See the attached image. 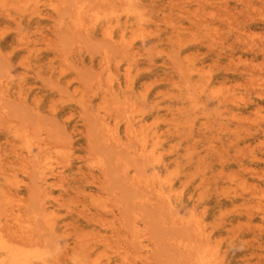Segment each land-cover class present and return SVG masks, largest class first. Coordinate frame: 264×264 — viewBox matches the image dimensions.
I'll return each mask as SVG.
<instances>
[{
    "label": "rangeland",
    "instance_id": "374dc122",
    "mask_svg": "<svg viewBox=\"0 0 264 264\" xmlns=\"http://www.w3.org/2000/svg\"><path fill=\"white\" fill-rule=\"evenodd\" d=\"M0 264H264V0H0Z\"/></svg>",
    "mask_w": 264,
    "mask_h": 264
}]
</instances>
